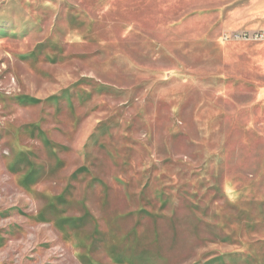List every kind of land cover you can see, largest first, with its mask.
Masks as SVG:
<instances>
[{"label":"rangeland","instance_id":"1","mask_svg":"<svg viewBox=\"0 0 264 264\" xmlns=\"http://www.w3.org/2000/svg\"><path fill=\"white\" fill-rule=\"evenodd\" d=\"M0 264H264V0H0Z\"/></svg>","mask_w":264,"mask_h":264}]
</instances>
